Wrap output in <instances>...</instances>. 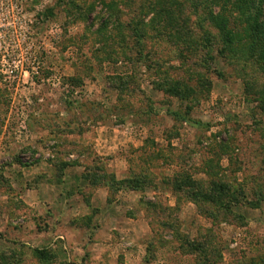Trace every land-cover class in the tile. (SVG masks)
<instances>
[{
    "label": "rangeland",
    "instance_id": "1",
    "mask_svg": "<svg viewBox=\"0 0 264 264\" xmlns=\"http://www.w3.org/2000/svg\"><path fill=\"white\" fill-rule=\"evenodd\" d=\"M234 1L0 0V264H264V75L206 19Z\"/></svg>",
    "mask_w": 264,
    "mask_h": 264
},
{
    "label": "trees",
    "instance_id": "2",
    "mask_svg": "<svg viewBox=\"0 0 264 264\" xmlns=\"http://www.w3.org/2000/svg\"><path fill=\"white\" fill-rule=\"evenodd\" d=\"M215 3L217 5V2ZM225 3H228L227 0H225ZM69 4L74 6L73 2L71 1L69 2ZM152 7L157 10L159 15H162L157 17L158 23H170L171 21L175 20L173 12H169L172 10L168 9L166 10V12H164L160 9L158 10L159 6ZM234 14L236 15V17L234 16ZM233 18H238L239 20H241L240 28L234 26L235 23L231 21ZM206 19L218 31L219 41L221 45L218 50V53L220 55H238V59L240 58V56L245 55V61L247 62L248 56V58L258 64L260 71L264 75V0H235L234 2H231V6H228L226 11L224 5H222V8H220L217 12L209 9ZM167 27H169V29L173 30L174 32L177 31L175 25H169ZM246 38L248 42L243 43ZM208 43L210 42L208 41ZM237 45L241 46L237 47ZM182 89L183 88L180 86V84L176 82L172 86V88L167 87L166 91L171 94L178 95L179 93H182ZM262 91L264 93V88ZM100 181V178L96 180L98 185L106 187L109 191V194L107 196V202L109 203L113 202L110 201L111 194L118 193L122 190V188H126V185L128 184L126 181H113L111 183L110 180H103L100 184ZM113 184L115 186L114 189H112ZM213 189H216V192L202 193L201 196L207 201H212L216 204H223V206L226 207V191L228 188H226L222 184H213V188H211V190Z\"/></svg>",
    "mask_w": 264,
    "mask_h": 264
},
{
    "label": "crops",
    "instance_id": "3",
    "mask_svg": "<svg viewBox=\"0 0 264 264\" xmlns=\"http://www.w3.org/2000/svg\"><path fill=\"white\" fill-rule=\"evenodd\" d=\"M48 188V186H47ZM58 189H60V192H58ZM62 188H58V187H53L50 188V191H51V194H50V197H51V201L49 200L48 198V201L51 203V204H56V203H59V204H65L66 203V200L64 199L65 198V194H63V189L61 190ZM107 192V190H105ZM106 198V193H104V203L107 199ZM111 205L113 204H110V203H107V208H111ZM109 218V223H112V220H114L111 216H108V214H105L102 215L101 217L97 216L96 220H99V222L101 223H104V221ZM107 222V221H106ZM128 225L127 226H115V229H118L120 231L121 228L123 227H126L128 229V233H130V231H134L135 228L137 227L138 230L141 229V221L140 219H129V222H127ZM147 224V228L149 227L148 223ZM104 229V227H102V230ZM114 229V228H113ZM137 230V231H138ZM136 233V232H135ZM135 233H133V235H136Z\"/></svg>",
    "mask_w": 264,
    "mask_h": 264
}]
</instances>
